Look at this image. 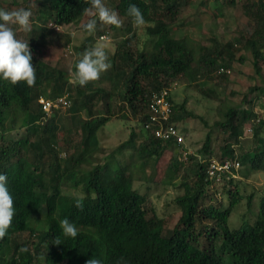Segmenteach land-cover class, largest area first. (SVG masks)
Instances as JSON below:
<instances>
[{
    "label": "trees",
    "instance_id": "1",
    "mask_svg": "<svg viewBox=\"0 0 264 264\" xmlns=\"http://www.w3.org/2000/svg\"><path fill=\"white\" fill-rule=\"evenodd\" d=\"M37 1L45 12L36 17L45 24L29 31L28 36L32 63L37 70L35 85L28 87L18 82L13 86L0 80V173L7 175V187L16 210L6 237L0 239V264H85L93 256L103 264H264V192L254 221L230 228L228 218L240 198L228 186L234 177L215 184L205 173L210 158L236 159L247 169L264 170V117L254 110L255 99L260 101L264 95V84L249 86L248 91L257 92V96L249 99L248 93L243 95L242 105L248 107L239 108L226 103L225 98L219 99L216 110L220 118L212 124L222 134L219 155L210 156V130L201 147L203 154L209 156L199 160L186 155L193 173L190 178L182 175L183 192L174 199L181 214L172 228H166L162 218L155 214L147 217L145 196L133 187L126 171L132 170L128 163L123 165L116 160L114 166L105 163L81 168L83 162L87 163V154L97 146L91 138L98 129L114 115L126 119V111L134 117L141 138L132 128L128 138L112 150L113 154L132 147L131 154L136 155L143 169L149 161H158L173 144L143 128L147 107L152 91L168 87L177 78L204 79L194 86L205 84L213 76L223 79L225 73L221 71L229 69L236 59L244 61L243 54L236 56L240 50L250 53L253 72L261 77L264 0H237L236 5L247 22L235 28L236 35L224 43L210 37L208 44L202 42L197 46L185 38H175L170 28L177 24L179 10L190 0H115L122 25L132 22L126 9L129 3H135L144 15L146 31L151 36L148 48L134 50H130L128 38L120 40L109 59L111 68L104 76L122 97L120 114L110 104L112 92L90 82L83 87L75 84L71 102L66 91L69 82L66 70L48 66L41 54L47 37L57 36L53 28L46 27L48 18L53 19L54 25L77 24L90 4L86 0ZM225 2L232 5L234 0H214L216 6ZM11 4L19 3L12 0ZM61 35L69 40L68 35ZM66 92L70 99L67 108L73 112L84 110L88 119L84 121L86 136L82 146L68 144L74 154L61 162L56 149L57 110L44 116L38 98H53ZM202 93L206 98H219L208 87ZM172 97L173 92L170 94L172 121L179 125L188 116H194L184 101L174 103ZM99 102L100 112H95ZM260 106L264 110V102ZM22 122L26 136L9 138L8 129ZM246 122L250 123V145L241 152ZM175 166L176 170L182 167L176 159ZM66 186L78 187L82 195L66 192ZM218 187L230 199L224 207L214 203ZM77 202L80 208L75 206ZM65 217L78 229L74 239L64 236L58 227L59 220ZM23 231L31 233L36 241L19 239ZM56 238L60 244L54 243ZM21 247L29 251L21 253Z\"/></svg>",
    "mask_w": 264,
    "mask_h": 264
},
{
    "label": "rangeland",
    "instance_id": "2",
    "mask_svg": "<svg viewBox=\"0 0 264 264\" xmlns=\"http://www.w3.org/2000/svg\"><path fill=\"white\" fill-rule=\"evenodd\" d=\"M12 0H0V8L13 10L27 6L32 12L30 17L31 29L34 30L42 24H45L36 16H42L45 12L43 6L37 0H17L19 4H11ZM234 3L225 2L221 4L214 3V0H190L186 6L178 12V22L172 25L171 34L175 38H185L193 41L194 45L200 43H209V38L214 37L218 42L224 43L230 40L235 34V28L241 23L247 22V18L241 13L239 7ZM223 2V1H222ZM107 7L116 10L115 0H104ZM36 14V15H35ZM33 15L35 16L33 18ZM90 17L84 13L83 17L77 24H57L54 25L53 19L48 18L46 27L53 28L54 34L52 37H47L44 45L41 46V54L48 66L64 68L66 70V78L69 81V70L72 67L73 61L78 55L88 47L103 46L108 55V59L115 52L116 43L124 38H128L131 46L130 50L135 48H148L150 46L151 36L146 31L147 23L142 26H134L131 22L128 25H122L117 28L115 26L104 25L97 23V28L94 34L89 35L85 32L81 25ZM121 19V17H120ZM122 20V19H121ZM59 25V29L56 26ZM16 31V38L20 40H28L29 31H21L16 26H13ZM61 34L68 35L67 41ZM60 35V36H59ZM101 35L105 37L101 38ZM243 54L244 61L239 62L237 59L232 62L229 69H224L225 77L223 79L213 76L207 79L205 84L194 86L197 83H203L204 79L188 76L177 78V86L172 90L174 103L185 102V107L194 113V116H188L184 122L179 124L181 132L184 136V148L180 145H171L163 152L158 161H149L147 165L141 167L140 161H136V155L131 154L130 149L113 154V149L123 140L127 139L131 129L133 128L136 134L141 138L138 127H135V119L130 112H127L126 119L119 118L114 115L109 121L101 126L95 136L91 138V142H95L94 146L87 154V163H82L81 168H89L92 164L103 165L111 163L116 165L115 161L119 160L121 164L127 163L130 169L126 170L132 179L133 187L145 196V208L147 209V217L157 215L162 218L166 228H172L181 214L179 206L175 203V196L183 192L181 182L182 175L190 178L193 173L189 165V161L185 159L186 154L193 155L199 160H204L209 155L203 154L201 147L208 130L211 134V157H218L219 146L221 144V130L213 127L215 120L220 118V113L216 110L219 99H227L226 103L235 104L237 107H248L242 105V98L245 93H248L249 99H254L257 92H249L248 88L251 85L264 84V65L261 68V77L253 72L251 55L247 51L240 50L236 56ZM226 70V71H225ZM108 72L101 73L96 81L90 82L92 85L102 87L106 91L112 92L113 97L111 106L117 114H120L121 95H117L116 89L111 87V83L104 76ZM210 88L217 93L218 99L206 98L203 96V89ZM75 84L68 82L67 90L70 93L71 102L73 97ZM49 92V91H48ZM122 94V92H121ZM256 103L254 110L259 115L264 117V110L260 103L264 102V95L260 101L255 99ZM102 102V101H101ZM101 102L97 103L96 111L100 112ZM56 113V123L58 130L56 133V146L60 156L59 160L63 162L74 154V149L68 147V144H80L82 146L83 138L86 136L84 121L88 119L84 110L73 112L70 108L58 109ZM250 123H245L244 134L241 137L242 150H248L250 145ZM7 136L12 139H20L26 136L25 124L22 122L15 128H9ZM94 139V140H93ZM187 153L183 155V151ZM237 151V152H239ZM131 155V156H130ZM188 155V156H189ZM175 159L181 163V168L176 170ZM132 160L136 162L132 163ZM131 162V163H130ZM232 183L228 185L233 192L237 191L240 196L238 202L233 206L230 217L228 218V226L238 227L243 225V222H253L256 217L259 199L264 192V170H251L240 164V167L235 173ZM47 178V177H46ZM67 187V186H66ZM215 193L216 200L214 203H219L221 207L229 204L228 196L223 195L220 187ZM66 192L82 195L78 187H70ZM250 196V198H249ZM19 239L36 241L28 231H23L18 235ZM43 260V257H40Z\"/></svg>",
    "mask_w": 264,
    "mask_h": 264
},
{
    "label": "clouds",
    "instance_id": "3",
    "mask_svg": "<svg viewBox=\"0 0 264 264\" xmlns=\"http://www.w3.org/2000/svg\"><path fill=\"white\" fill-rule=\"evenodd\" d=\"M86 2L90 7L85 8L84 11L90 18L81 25V28L89 35L95 33L98 22L117 28L122 26L118 12L107 7L104 0H86ZM126 14L131 17L134 26L139 27L146 23L143 13L135 3L128 4ZM31 15V10L23 7L13 10L0 8V80L7 81L13 86L18 82H24L28 87H33L36 82L37 70L32 63L28 40L17 39L13 27L16 26L25 32L31 31ZM110 68L111 63L103 46L85 48L72 63L69 82L83 87L89 82L98 80L101 73ZM75 206L80 208L81 204L77 202ZM15 215V201L7 187V175L0 173V239L6 237ZM58 227L66 237L74 239L78 235L77 227L67 217L59 220ZM54 243L60 244L61 241L56 238ZM28 251L27 247L19 249L21 253ZM85 264H103V262L93 256L87 259Z\"/></svg>",
    "mask_w": 264,
    "mask_h": 264
},
{
    "label": "built area",
    "instance_id": "4",
    "mask_svg": "<svg viewBox=\"0 0 264 264\" xmlns=\"http://www.w3.org/2000/svg\"><path fill=\"white\" fill-rule=\"evenodd\" d=\"M101 38L105 35H101ZM177 86V81L172 82L162 90L152 91L148 103L147 121L143 128L154 137L170 142L173 145H180L184 148V136L178 124L171 120L173 103L170 101V94ZM68 94L58 95L54 98L40 97L38 99L44 116H50L54 110L65 109L70 105ZM187 152L184 150L183 155ZM187 155V154H186ZM240 167V162L236 159L210 158L207 161L205 173L208 179L214 183H222L224 179L236 176L235 173Z\"/></svg>",
    "mask_w": 264,
    "mask_h": 264
}]
</instances>
